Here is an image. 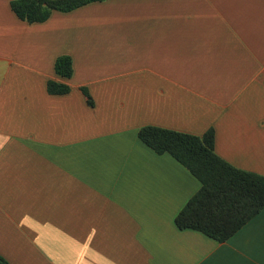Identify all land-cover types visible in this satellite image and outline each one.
I'll list each match as a JSON object with an SVG mask.
<instances>
[{
    "label": "crops",
    "instance_id": "0c3cea01",
    "mask_svg": "<svg viewBox=\"0 0 264 264\" xmlns=\"http://www.w3.org/2000/svg\"><path fill=\"white\" fill-rule=\"evenodd\" d=\"M13 1L0 0V257L264 264V210L224 243L180 230L201 183L139 138L213 129L222 159L264 176V0H108L35 24Z\"/></svg>",
    "mask_w": 264,
    "mask_h": 264
},
{
    "label": "trees",
    "instance_id": "16d2710c",
    "mask_svg": "<svg viewBox=\"0 0 264 264\" xmlns=\"http://www.w3.org/2000/svg\"><path fill=\"white\" fill-rule=\"evenodd\" d=\"M108 0H16L13 13L29 24L45 23L54 12L69 13L92 3ZM58 76L70 79L73 62L68 56L55 64ZM48 90L64 95L70 87L51 81ZM140 140L158 155H171L201 183L175 219L180 230H193L224 243L264 210V176L238 169L215 151V132L202 136L147 126L139 131ZM0 264H9L0 257Z\"/></svg>",
    "mask_w": 264,
    "mask_h": 264
}]
</instances>
